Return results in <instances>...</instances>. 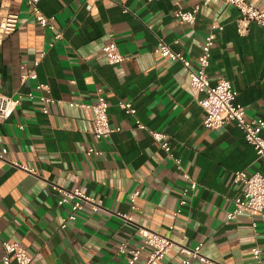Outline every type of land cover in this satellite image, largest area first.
I'll list each match as a JSON object with an SVG mask.
<instances>
[{
    "label": "crops",
    "instance_id": "obj_1",
    "mask_svg": "<svg viewBox=\"0 0 264 264\" xmlns=\"http://www.w3.org/2000/svg\"><path fill=\"white\" fill-rule=\"evenodd\" d=\"M248 1L264 10V0ZM38 6L63 31L62 40L54 42L53 31L38 25L28 0H0V19L19 16L17 30L0 44V93L24 96L0 122V149L7 148L16 164L0 160V240L20 243L33 264H127L129 255L118 248L138 247L143 227L175 242L159 264H183L188 256L179 245H202V253L221 264H256L257 246L264 260V213L244 212L227 221L242 194L234 173L264 174L262 160L236 123L205 128V112L183 64L154 52L163 39L196 65L211 26H223L207 75L212 84L231 81L237 102L251 117H263L264 27L251 22L241 32V13L225 0H40ZM196 6L194 24L174 17ZM112 40L125 57L121 64L110 65L103 51ZM29 71L37 78L23 82L21 75ZM38 83L48 85L59 101L48 114L25 96L43 93L36 91ZM99 88L111 125L121 130L96 140L92 110L71 103H94ZM120 101L132 102L136 114H128ZM151 130L166 134L174 155L198 182L179 215L174 213L187 182ZM90 148L102 154L88 155ZM57 187L78 189L103 208L93 211L85 204L63 228L72 202L60 204ZM149 253L147 248L135 264ZM4 256L0 247V264ZM191 263L202 264L196 258Z\"/></svg>",
    "mask_w": 264,
    "mask_h": 264
},
{
    "label": "built area",
    "instance_id": "obj_2",
    "mask_svg": "<svg viewBox=\"0 0 264 264\" xmlns=\"http://www.w3.org/2000/svg\"><path fill=\"white\" fill-rule=\"evenodd\" d=\"M39 1L40 0H28V3L32 6V13L35 16L38 25L44 29L53 31L54 42L62 40L64 38L63 31L57 28L52 18L42 13L38 6ZM145 1L150 3L156 0ZM225 1L229 5L235 6L239 9L241 18L238 20V28L241 32L247 31L251 22H256L264 27V10L258 9L249 3L248 0ZM199 10V6H196L192 10L179 9L174 12V17L180 22L194 24ZM125 11L128 10L125 9ZM18 25L19 16L17 14H8L0 19V44L5 37L17 30ZM222 29L223 26L216 24L211 26L210 32L203 42L201 52L197 57L196 65H193V63L185 58L184 55L172 49V47L163 39L159 40L154 52L164 58L173 61H180L187 70L191 91L205 112L203 126L207 129L218 130L228 123H236V125L243 131L246 141L255 148L258 158L262 160L264 164V116L251 117L248 114L246 107L237 102L238 92L234 89L231 81L228 79H220L215 84H212L207 75V69L210 66L212 48L215 45V40L217 38L216 32L217 30ZM54 42L50 43V45L53 46ZM103 51L106 54L110 65L121 64L125 60L117 42L114 40L106 44L103 47ZM44 54L45 53H42V56H44ZM38 64L39 60L35 62L36 66ZM30 78L36 79L37 74L33 71H29L28 73L21 75V80L23 82ZM36 91L43 93L36 94L34 91H29L25 96L31 100H38L43 112L48 114L50 105L56 104L59 101L49 95L50 89L46 84L38 83L36 85ZM23 97L22 94L8 96L0 93V122L9 119L13 115L17 107L21 104ZM119 105L128 114H136V109L132 102L120 101ZM71 106L89 108L92 110L94 115L92 134L96 140L109 138L113 133L121 130L120 127H114L111 125L108 114L109 103L102 88L98 89V97L94 103H71ZM137 126L141 129L146 128V126L140 121H137ZM150 134L173 159L183 180L187 182L186 187L183 189L179 208L174 213L175 215H179L182 209L188 204L189 196L197 189L198 182L194 180L187 171H185L182 165V159L174 155L171 143L167 139L166 134L154 130H151ZM93 153L102 154L101 151L95 150L94 148H90L87 151L88 155ZM0 160L16 165L8 158L7 148L0 149ZM233 181L236 185L242 187V194L234 199V208L228 212L227 221L230 222L236 219L244 212H248L254 216L264 213V174L259 171L252 173H248L245 170L236 171L234 173ZM56 190L61 193V198L59 200L60 204L72 202L71 207L73 213L64 220L62 224L63 228L67 226L68 221L76 220L77 212L83 210L85 204L91 205L93 211H98L103 208L101 203L96 202L93 198L85 195L78 189L70 191L57 187ZM138 196V191L132 194L131 200L133 203ZM132 207H135L134 204ZM138 232L143 237V242L138 247L131 248L128 243H122L118 248L119 254L129 255L127 264H135L139 261L143 251L147 248L150 249V253L143 264H159L175 246V242L167 235L143 227L139 228ZM0 247H2L5 252L3 264H12V259L15 260L16 264H33V256L20 243L0 240ZM179 249L181 253L188 256V258L183 261V264H192V258L198 259L202 264H221L204 255L202 253V245L196 247L179 245ZM252 254L256 264H264L263 251L260 247H253Z\"/></svg>",
    "mask_w": 264,
    "mask_h": 264
}]
</instances>
